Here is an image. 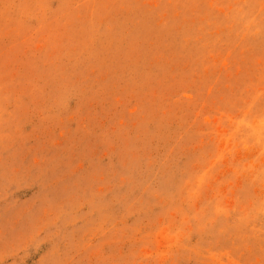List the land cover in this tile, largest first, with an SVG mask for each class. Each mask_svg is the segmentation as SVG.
I'll use <instances>...</instances> for the list:
<instances>
[{"label": "rangeland", "instance_id": "374dc122", "mask_svg": "<svg viewBox=\"0 0 264 264\" xmlns=\"http://www.w3.org/2000/svg\"><path fill=\"white\" fill-rule=\"evenodd\" d=\"M0 264H264V0H0Z\"/></svg>", "mask_w": 264, "mask_h": 264}]
</instances>
